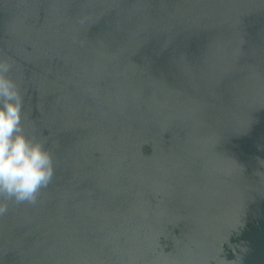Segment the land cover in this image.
<instances>
[{
  "label": "water",
  "instance_id": "95a60500",
  "mask_svg": "<svg viewBox=\"0 0 264 264\" xmlns=\"http://www.w3.org/2000/svg\"><path fill=\"white\" fill-rule=\"evenodd\" d=\"M0 58L55 160L0 264H264V0H0Z\"/></svg>",
  "mask_w": 264,
  "mask_h": 264
},
{
  "label": "clouds",
  "instance_id": "9594fccd",
  "mask_svg": "<svg viewBox=\"0 0 264 264\" xmlns=\"http://www.w3.org/2000/svg\"><path fill=\"white\" fill-rule=\"evenodd\" d=\"M12 67L0 58V217L10 203L37 204L55 174L52 149L26 130L25 97Z\"/></svg>",
  "mask_w": 264,
  "mask_h": 264
}]
</instances>
